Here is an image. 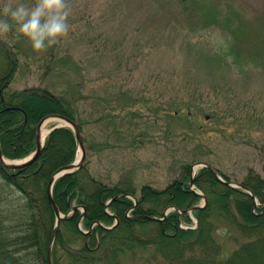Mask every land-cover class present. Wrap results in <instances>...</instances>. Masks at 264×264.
I'll return each instance as SVG.
<instances>
[{
    "label": "trees",
    "instance_id": "obj_1",
    "mask_svg": "<svg viewBox=\"0 0 264 264\" xmlns=\"http://www.w3.org/2000/svg\"><path fill=\"white\" fill-rule=\"evenodd\" d=\"M90 1L70 0L76 19H88L86 23L96 19L92 26L95 35L87 38L96 53L94 60H100V65L110 56L113 64L107 73L113 78L121 74L126 79L123 73L128 65L134 72L129 63L136 55L130 54L129 49L120 54L116 48L119 37L126 30L130 32L132 23L122 22L115 35H110V26L106 27L105 23L122 17L137 19L135 12L125 9L132 0H112L110 3L95 0L93 6ZM172 1L181 8L178 17L185 18L175 20L184 24L185 29L199 32L219 27L229 33L230 42L224 50L198 56L195 69L189 68L192 71H187L188 77L178 84L171 86L167 82L171 79L164 78L162 69L150 74L164 81L163 87H158L159 100L153 103L159 109L168 108L175 114L185 108L189 117L212 104L220 113L240 121L245 119L248 126L264 129V108L254 99L237 97L232 82L224 74L227 61L230 68L249 63L264 64V18L242 19L238 23L220 19L218 15L190 19L203 17L211 8L214 10V2L202 6V12L198 13L193 7L197 0H169ZM117 7L119 16L115 11ZM109 15L112 16L109 18ZM18 47L21 48L20 43L7 46L0 38V141L3 154L10 159H23L32 154L37 148L40 121L48 115L60 114L80 127L88 155L90 150H95V145L87 143L84 121L88 122L92 116H82L75 105L78 103L76 96L58 95L46 86L11 88L20 65ZM177 75L173 73L171 77ZM164 92L170 93L166 100ZM211 92L212 99L207 97ZM135 94H138L135 99L142 101L145 89L120 88L112 91L108 98L112 100L116 95L121 99L123 95L133 97ZM83 97L92 98L89 95ZM103 142L100 140L96 145ZM78 150L74 131L60 127L46 137L40 157L32 164L11 169L0 162V264H50L49 244L57 216L49 201L48 184L55 171L75 161ZM194 163L195 159L176 160L177 176L164 189L147 183L138 189L128 175L106 183L93 173L86 158L80 169L59 178L53 188L54 199L62 213L66 214L73 206L86 208L85 212L81 208L75 209L61 221L52 252L53 264H125L124 257L126 264H154L156 260L163 264H264V173L251 168L241 181L252 190L254 197L242 188L221 182L211 169L201 168L194 183L203 189L208 201L206 206L194 210L197 227L186 228L182 224L193 223L188 209L200 199L190 186ZM219 173L231 181L228 175ZM119 194L137 196L138 204L129 197L114 199ZM111 199L114 200L107 209L106 203ZM168 206H176L182 213L172 210L164 220L145 217H164ZM116 216L119 223L114 228H106L114 224ZM95 222L106 227L101 224L92 227ZM220 224L225 229L232 227L238 235L232 236L227 231L219 235ZM230 239L234 240L233 247L228 246Z\"/></svg>",
    "mask_w": 264,
    "mask_h": 264
},
{
    "label": "rangeland",
    "instance_id": "obj_2",
    "mask_svg": "<svg viewBox=\"0 0 264 264\" xmlns=\"http://www.w3.org/2000/svg\"><path fill=\"white\" fill-rule=\"evenodd\" d=\"M91 1L93 6L95 0ZM212 1L216 6L214 10L211 8L203 17L190 19H207L206 15H218L220 19H231L233 23H238L242 19L264 18V0H197L193 7L199 13L202 12V6H207ZM2 2L3 0H0V3ZM18 2L32 4L34 0ZM126 8L135 12L137 19L122 17L106 19L109 24L105 23L106 27L110 26V35L117 34L118 26L122 22L132 23L130 32L126 30V33L119 37L116 48V52L120 54L129 49L130 54L136 55L129 63L134 72L129 70L128 65L123 73L126 79H123L121 74L113 78L107 73L113 64L110 56L100 65V60H94L96 53L93 46L87 43V38H93L95 35L92 26L95 25L96 19H90V22L86 23L88 19H76L72 10L68 36L46 50L35 51L27 39L18 38L14 31L0 36L7 46L21 44V50L18 47L20 65L11 88L46 86L58 95L76 96L78 103L75 105L82 116H92L88 122L84 121L87 143L95 145V150H90L87 155L89 165L93 173L106 183L116 182L122 175H128L138 189L146 183L164 189L177 176L178 167L176 168L175 161L192 159H195V163L207 162L213 165L232 181L241 182L251 168L263 174L262 127L248 126L243 121L245 119H233L232 116L218 112L212 104H207L201 112L195 111L192 117L187 115L185 108L180 114H175L168 108L159 109L154 104L159 100V88L164 85V81L150 74L162 69L166 75L164 78L171 79L167 81L171 86L180 83L182 79L185 80L187 71H192L189 68L195 69L198 56L227 48L230 42L229 33L219 27L199 32L185 29L184 24L175 20L185 19L184 16L178 17L177 13L181 8L175 1L132 0L130 4L127 3ZM115 11L119 16V7ZM121 12L123 14L122 8ZM227 63L224 74L230 83L232 82L236 96L254 99L264 108V64L249 63L233 65L230 68L228 61ZM173 73L178 75L171 77ZM131 86L145 89L144 100H136L138 94L133 97L123 95L121 99L113 95V99L109 100L112 91ZM78 93H81L82 97ZM164 94V100L168 99L170 93ZM88 95L92 98L84 99L83 96ZM207 97L214 98L213 92L207 94ZM100 117L103 119L96 120ZM58 124L60 123L51 121L43 128L49 131L52 126ZM100 140L104 142L96 145ZM78 151L75 161L81 156V150ZM200 169L201 165L194 166L192 179ZM192 179L191 189L200 195V199L188 209L193 223L182 224L186 228L197 227L198 221L194 210H191L192 207H202L208 201L203 189L195 184L194 180L192 183ZM169 207H166L164 212ZM177 210L182 213L179 208ZM229 228L227 227V230L220 224L219 235L226 231L232 236L238 235L236 230ZM228 246H234L233 239H230ZM123 261L127 263L126 257ZM154 264L163 262L156 260Z\"/></svg>",
    "mask_w": 264,
    "mask_h": 264
},
{
    "label": "clouds",
    "instance_id": "obj_3",
    "mask_svg": "<svg viewBox=\"0 0 264 264\" xmlns=\"http://www.w3.org/2000/svg\"><path fill=\"white\" fill-rule=\"evenodd\" d=\"M70 0H34L32 4L18 0L0 3V36L14 31L27 39L37 51L46 50L66 38L71 30Z\"/></svg>",
    "mask_w": 264,
    "mask_h": 264
},
{
    "label": "water",
    "instance_id": "obj_4",
    "mask_svg": "<svg viewBox=\"0 0 264 264\" xmlns=\"http://www.w3.org/2000/svg\"><path fill=\"white\" fill-rule=\"evenodd\" d=\"M49 119H58V120L62 121V123L58 124L57 126L53 127L52 129H50L48 131V133H50L55 128L65 127V126L71 127L73 129V131H74L78 146H79V148L81 150V156L79 157V159L77 161H75L74 163L62 166L57 171H55V173H53V175L51 176L49 184H48L49 201H50V204L53 207V209H54V211L56 213V216H57L56 226H55L54 231H53V233L51 235L50 244H49V263L53 264L52 252H53V246H54V243H55V240H56V237H57V233H58V230H59L60 222L62 220H64V219L68 218L69 214L73 210L78 208L77 206L72 207L66 215H63L61 213V211H60L55 199H54L53 188H54V185H55L56 181L59 178H61L64 175L73 173L74 171L80 169L83 166L84 162H85L87 152H86V147H85V143H84V140H83V134L81 132L80 127L77 125V123L75 121H73L72 119H70V118H68L66 116H63V115H60V114L48 115V116L44 117L40 121L38 126H37V134H36L37 148H36V151L34 153H32L29 157H27L26 159L21 160V161L9 159V158L4 156L2 145H1V141H0V162H1L2 165L6 166L8 168H11V169L24 168V167L32 164L33 162H35L40 157V155L42 153V150H43V147H44L46 136L43 133V126L47 123V120H49ZM195 165H201L202 167H207V168L211 169L213 171L215 177L218 180L226 182L228 185H230L232 187H241V188L249 191L255 197V195L253 194L252 190L250 188L246 187L241 182H234V181L230 182V181H226L225 179H223V177L219 174V172L211 164H209L207 162H197V163H195L193 165V170H194V166ZM192 183H193V179H192ZM124 196H127V195L121 194V195L116 196L115 199H117L119 197H124ZM134 199H135L136 204H137L138 203V199L136 197H134ZM113 200H110L107 203V206ZM171 208H173V206L169 207L164 212L165 217L167 215L168 210L171 209ZM195 208H196V206L192 207L191 210H194ZM84 209H85V207H84ZM146 217H148L150 219H157L156 217H153V216H146ZM97 223H99V222H97ZM118 223H119V220L117 219V222H116V224L113 225V227L116 226Z\"/></svg>",
    "mask_w": 264,
    "mask_h": 264
},
{
    "label": "bare ground",
    "instance_id": "obj_5",
    "mask_svg": "<svg viewBox=\"0 0 264 264\" xmlns=\"http://www.w3.org/2000/svg\"><path fill=\"white\" fill-rule=\"evenodd\" d=\"M51 121H56V122L62 123V121H60V120H58V119H49V120H47V123H48V122H51ZM43 133H44V135H46V134L48 133V131L45 130V129H43Z\"/></svg>",
    "mask_w": 264,
    "mask_h": 264
}]
</instances>
